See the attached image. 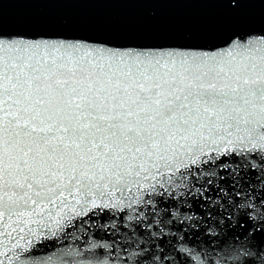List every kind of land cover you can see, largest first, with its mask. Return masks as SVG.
Here are the masks:
<instances>
[{"label":"snow or ice","instance_id":"1","mask_svg":"<svg viewBox=\"0 0 264 264\" xmlns=\"http://www.w3.org/2000/svg\"><path fill=\"white\" fill-rule=\"evenodd\" d=\"M110 44L0 26V264H264V29Z\"/></svg>","mask_w":264,"mask_h":264},{"label":"water","instance_id":"2","mask_svg":"<svg viewBox=\"0 0 264 264\" xmlns=\"http://www.w3.org/2000/svg\"><path fill=\"white\" fill-rule=\"evenodd\" d=\"M0 26L26 38L109 46H222L264 29V0H0Z\"/></svg>","mask_w":264,"mask_h":264}]
</instances>
